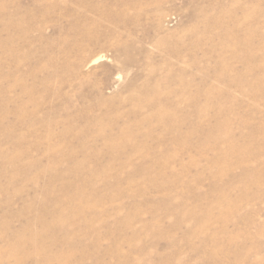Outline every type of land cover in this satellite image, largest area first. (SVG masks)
<instances>
[{"label":"rangeland","instance_id":"374dc122","mask_svg":"<svg viewBox=\"0 0 264 264\" xmlns=\"http://www.w3.org/2000/svg\"><path fill=\"white\" fill-rule=\"evenodd\" d=\"M0 264H264V0H0Z\"/></svg>","mask_w":264,"mask_h":264}]
</instances>
